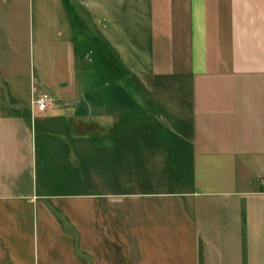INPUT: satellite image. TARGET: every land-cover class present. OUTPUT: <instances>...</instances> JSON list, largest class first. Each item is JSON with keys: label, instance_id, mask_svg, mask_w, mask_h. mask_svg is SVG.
Returning <instances> with one entry per match:
<instances>
[{"label": "crops", "instance_id": "0c3cea01", "mask_svg": "<svg viewBox=\"0 0 264 264\" xmlns=\"http://www.w3.org/2000/svg\"><path fill=\"white\" fill-rule=\"evenodd\" d=\"M263 179L264 0H0V264H264Z\"/></svg>", "mask_w": 264, "mask_h": 264}, {"label": "built area", "instance_id": "2783aa9c", "mask_svg": "<svg viewBox=\"0 0 264 264\" xmlns=\"http://www.w3.org/2000/svg\"><path fill=\"white\" fill-rule=\"evenodd\" d=\"M49 100H51V96L47 92H36L33 87V96L31 100L33 109L44 111L47 108ZM262 191L264 192V179L262 180Z\"/></svg>", "mask_w": 264, "mask_h": 264}]
</instances>
